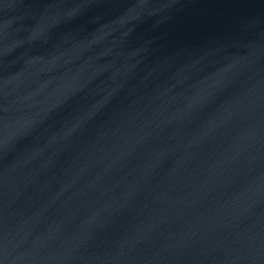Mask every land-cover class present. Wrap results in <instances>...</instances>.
<instances>
[{
	"label": "water",
	"instance_id": "1",
	"mask_svg": "<svg viewBox=\"0 0 264 264\" xmlns=\"http://www.w3.org/2000/svg\"><path fill=\"white\" fill-rule=\"evenodd\" d=\"M0 264H264V0H0Z\"/></svg>",
	"mask_w": 264,
	"mask_h": 264
}]
</instances>
